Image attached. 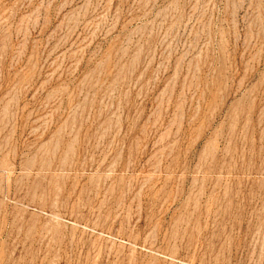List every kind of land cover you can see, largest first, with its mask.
<instances>
[{"label": "rangeland", "instance_id": "1", "mask_svg": "<svg viewBox=\"0 0 264 264\" xmlns=\"http://www.w3.org/2000/svg\"><path fill=\"white\" fill-rule=\"evenodd\" d=\"M0 264H264V0H0Z\"/></svg>", "mask_w": 264, "mask_h": 264}]
</instances>
